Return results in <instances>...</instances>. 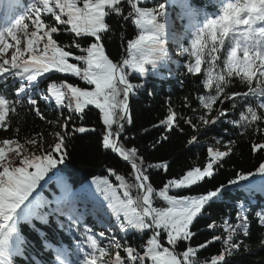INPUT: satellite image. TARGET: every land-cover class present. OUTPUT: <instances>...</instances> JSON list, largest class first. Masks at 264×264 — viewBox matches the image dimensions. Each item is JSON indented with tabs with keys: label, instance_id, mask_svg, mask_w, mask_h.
Masks as SVG:
<instances>
[{
	"label": "snow or ice",
	"instance_id": "1",
	"mask_svg": "<svg viewBox=\"0 0 264 264\" xmlns=\"http://www.w3.org/2000/svg\"><path fill=\"white\" fill-rule=\"evenodd\" d=\"M212 7L214 11L209 12L207 6H198L193 0H29L26 4L0 0V130L8 134L0 138V264H17V260L43 264L29 253L32 241L23 235L21 225L37 230L36 222L48 226L53 221L76 238L70 251L63 245L54 246L47 232L37 230L42 248L55 253L53 264H231L230 257L242 246L238 234H250V206L238 204L235 223L228 219L219 225L209 223V230L222 228L224 235L213 233L212 239L196 246L191 243L197 235L193 227L230 186L264 192V162L255 171L237 172L226 185L215 189L195 195L170 194L213 178L225 158L233 154L235 141L224 145L225 150L208 146L204 166L167 180L159 190L153 186L149 170L167 171L168 164L145 166L137 148L120 142L126 125L133 123L129 98L143 87L131 82L130 76L160 75L172 61L170 41L179 50L177 54L186 57L184 74L202 75L205 94L196 97L199 109L185 97L184 107L199 112L195 118L179 116L169 103L166 117L153 127L182 132L183 120L200 132L201 127L220 122L241 129V135L251 130L264 137V0H212ZM112 16L130 22L136 30L118 62L109 58L103 43L112 31L107 22ZM61 33L70 34L69 44L58 41ZM57 74L63 77L58 82L53 79ZM69 78L91 87L78 86ZM235 80L246 90L229 91ZM9 89H14L13 98L7 95ZM37 94L40 100L54 104L60 116L67 109L63 124L59 117L46 120ZM25 101L40 120L59 127L53 144L45 147L42 132L21 137L20 127L13 126L12 117ZM226 102L230 109L224 107ZM89 106L98 110L102 120L103 148L117 154L131 169L130 178L109 169L115 183L108 178L93 180L110 212V217L99 219V232L85 222V213L76 208L67 184L61 197L53 201L33 196L38 188L43 189L41 182L46 184V177L52 178L49 173L58 175L54 170L67 157L70 137L95 131L83 126L68 130L71 114L82 116ZM238 106V119L228 118ZM187 143L198 144V137L192 136ZM251 148L253 154L264 149V140L253 142ZM256 176L261 177L258 182L251 179ZM157 199L163 206H155ZM253 215L264 228V207ZM129 233L139 235L142 243L138 247L129 243ZM218 241L222 245L219 253L198 258Z\"/></svg>",
	"mask_w": 264,
	"mask_h": 264
},
{
	"label": "trees",
	"instance_id": "2",
	"mask_svg": "<svg viewBox=\"0 0 264 264\" xmlns=\"http://www.w3.org/2000/svg\"><path fill=\"white\" fill-rule=\"evenodd\" d=\"M193 3L202 7L207 6L206 10L209 12L214 10L212 0H193ZM107 22L112 31L104 38L105 51L110 59L118 62L125 54L124 47L127 40L134 38L136 30L130 22L122 21L115 16L108 18ZM56 38L61 43L69 44L71 42L70 34L67 33H61ZM183 58L184 61L181 64L177 60H173L166 69L161 70L158 76L149 75L147 78H139L136 74L130 76L131 82L141 83L143 87L139 88L129 98L130 115L133 123L126 125L125 133L121 136L120 142L126 147L137 148L139 154L145 159V166L147 164H168L167 171L156 168L149 170L150 180L153 186L159 190L167 180L180 178L193 167L204 166L208 159V146L220 147L221 150H225L224 145L228 144L230 140L235 141L233 154L225 158L223 167L216 170L213 178L206 179L202 182V185L194 186L190 190H174L170 193L175 194V191H182L183 194L195 195L206 190L215 189L222 184L226 185L230 179L235 177L237 172L247 173L255 171L259 164L264 162V149L253 154L251 145L253 142H261L264 137L258 134L254 135L251 130L241 135V129H236L232 125L220 122L207 128L201 127L200 132L193 131L183 120L180 121L182 132L179 128L169 132L163 127H153V125L159 124L166 117L169 103L179 116H192L195 118L199 114V112L194 113L189 108L184 107V103L185 97H187L188 102L199 109L196 97L205 94L201 85L202 75L199 77L185 75L183 64L186 61V57ZM62 78L61 74L53 77L57 82ZM181 81L184 83L181 84ZM69 82L76 83L81 87H91L85 85L77 78H69ZM228 90L243 91L246 90V87L241 85L238 80H235ZM7 95L9 98H13L14 89H9ZM37 99L38 106L46 120L57 121L59 117V123H64V118L69 115L67 109L64 110L63 116H60V112L55 109L54 104L40 100L38 94ZM224 107L230 109V102H226ZM240 110L241 108L238 106L234 112L230 111L228 118L238 119ZM71 115L72 120L68 124L69 131L73 127L81 126L95 129V131L75 133L70 137L67 141V157L64 163L58 165V169L54 170L60 177L52 180L36 197L45 201H53L61 197L63 185L67 184L76 200V208L80 212L85 213V222L89 226H93L94 231L99 232L102 230L99 219L104 216L110 217V212L101 192L92 183L93 180L108 178L115 183V177L107 175L106 171L113 169L118 174H123L130 178L131 169L130 165L121 162L110 150L103 148L102 133L104 126L97 109L89 106L82 116L76 113ZM213 115H215V112ZM12 123L14 127H20L21 137L42 132L45 147L55 142L54 133L60 131L58 126L50 125L46 121L40 120L31 111V106L26 101L22 107L18 106V113L12 117ZM7 135L3 130H0V138H4ZM194 135L198 137L199 143L189 145L187 142ZM165 136L167 139H163ZM217 140H220V144L216 143ZM157 141L161 142L157 143ZM153 144H155V147H153ZM49 176L53 177L54 175L49 173ZM258 177H252L251 179ZM41 183L43 185L45 182L42 181ZM95 197H100L102 200L97 202ZM85 202L88 203L86 207L83 205ZM240 203L250 206L248 212L250 234L248 237H244L242 233L238 234L236 239L242 246L230 257L231 264H264V228L258 224L253 215L254 211L264 207V192L258 189L246 192L238 186L228 187L224 191L222 198L217 199L207 207L203 217L198 218L193 227V231L197 235L191 243L196 246L212 239L213 233L221 235L222 228L209 230L207 225L213 221L219 225L224 219L235 223L238 204ZM155 206H163V204L157 199ZM60 220L64 221L65 218L61 217ZM112 222L114 223V218ZM21 227L23 235L32 241L33 246L29 248V253L32 254L33 259H38L39 261L43 260L49 253H53V251H46L42 248L37 230L47 232L48 240L54 246H59L65 240L75 239L72 233L68 232L66 228H61L56 221H53L48 226L36 222L37 230L27 224H22ZM122 236L123 234H119L118 238H122ZM128 241L134 247H138L142 243L139 235L133 233H129ZM104 242L106 243L107 241ZM182 248L183 245L181 246ZM221 249L222 245L218 241L209 245L207 249L202 250L198 258L203 260L219 253ZM41 252L43 257L39 258ZM45 252L47 253L44 254ZM17 264H25V261L17 260Z\"/></svg>",
	"mask_w": 264,
	"mask_h": 264
},
{
	"label": "rangeland",
	"instance_id": "3",
	"mask_svg": "<svg viewBox=\"0 0 264 264\" xmlns=\"http://www.w3.org/2000/svg\"><path fill=\"white\" fill-rule=\"evenodd\" d=\"M0 11H2V10H0ZM175 45L174 44H170V54L172 55L173 54V52L175 51ZM170 65V64H169ZM220 150H221V148L220 147H218ZM223 231V230H222Z\"/></svg>",
	"mask_w": 264,
	"mask_h": 264
}]
</instances>
